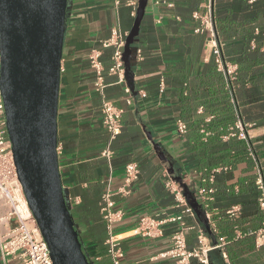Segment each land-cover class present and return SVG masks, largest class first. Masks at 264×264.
<instances>
[{"label":"crops","instance_id":"obj_1","mask_svg":"<svg viewBox=\"0 0 264 264\" xmlns=\"http://www.w3.org/2000/svg\"><path fill=\"white\" fill-rule=\"evenodd\" d=\"M173 3L167 8L147 0L134 40L139 57L132 65L133 75L129 82L124 77L118 83L116 76L107 73L113 47H104L102 42L114 26L129 33L135 18L131 8L124 4L115 7L113 0H71L61 58L57 153L73 220L93 264H111L105 251L101 195L108 181L111 190H117L125 164L133 161L139 174L129 193L113 196L114 208L123 213L113 224L124 253L122 264H176L175 258L160 254L170 248V235L178 220L164 224L162 236L156 239L132 234L142 216L157 214L182 217L188 249L199 245L200 231L209 244L224 237L228 243L223 249L209 252L210 264H264V243L259 244L250 233L263 220L258 199L260 187L264 190V0L211 1L224 59L235 68L239 116L259 165L246 152L239 155L223 149L233 138L228 133L237 113L225 74L216 66L207 43L208 31H194L200 21L192 13H206L207 1ZM92 48L101 52L105 96L122 109V128L110 145L109 161L102 155L108 132L101 122V97L94 90L87 60ZM180 118L191 125L184 134L176 132ZM210 122L225 125L214 133L202 127ZM193 124L200 126L193 129ZM213 138L220 141L218 149L209 144ZM216 168L219 170L210 182ZM171 169L204 211V219L213 223L215 233H208L186 198V205L176 206L165 186L172 179ZM200 187L214 189L207 210L196 195ZM233 206L240 211L230 216L226 211ZM14 263L0 260V264Z\"/></svg>","mask_w":264,"mask_h":264},{"label":"water","instance_id":"obj_2","mask_svg":"<svg viewBox=\"0 0 264 264\" xmlns=\"http://www.w3.org/2000/svg\"><path fill=\"white\" fill-rule=\"evenodd\" d=\"M70 4L71 0H0V91L17 179L52 264H93L71 214L57 153L61 58ZM146 4L138 0L123 49L128 82ZM170 173L197 209L187 186L173 169ZM203 222L210 233L208 222Z\"/></svg>","mask_w":264,"mask_h":264},{"label":"built area","instance_id":"obj_3","mask_svg":"<svg viewBox=\"0 0 264 264\" xmlns=\"http://www.w3.org/2000/svg\"><path fill=\"white\" fill-rule=\"evenodd\" d=\"M207 1L208 11L199 14L197 11L192 13V17L200 21V26L194 29L195 32L208 31V45L214 58L216 66L225 72L226 75L233 78L235 73L234 65L228 63L222 57V44L217 39L213 16H212V0ZM154 5H163L172 8L173 0H152ZM115 7L124 4L131 8V14L136 15L138 0H113ZM160 19V18H159ZM158 19V22L160 21ZM128 32L122 31L118 26L111 28L109 38L102 42L104 47L112 46L111 65L107 69L109 75H114L117 82L124 81L125 66L123 61V49ZM101 52L98 49H90L87 53L89 67L94 76V90L101 97L100 112L103 127L108 132V142L102 152V155L109 161L111 157L110 145L112 141L121 132L122 109L114 105L105 96L104 89L107 86L104 77V67L100 60ZM139 57V50L136 51V60ZM1 65V61H0ZM128 92V89H126ZM130 103V99H126ZM176 132L184 134L186 124L181 119L176 120ZM228 136H237L245 139L247 133L245 125L240 119H236L230 127ZM11 141L7 134L6 118L4 112V104L0 91V260L8 263L10 260L15 261L14 264H52L50 253L46 242L44 241L39 228L28 208L27 202L22 193L20 183L17 179L16 168L14 164ZM59 147H57L58 151ZM249 155L256 165L258 162L254 156L252 149L249 148ZM219 169H214L209 181H213V175ZM139 168L137 164L130 161L125 164L123 177L120 186L115 192L110 188L109 181L106 183L104 191L101 195L100 213L104 220L107 236L105 239V251L110 258L111 264H122L124 256L123 249L120 246V238L114 233L113 224L122 218V211L114 208L113 196L119 194L125 196L129 193V189L134 180L138 177ZM165 186L172 192L177 207L186 205L183 188L181 185L168 178ZM258 199L259 208L263 214V220L260 228L250 231L255 236L259 244L264 243V190ZM214 189L212 187H200L196 190L197 197L201 200V205L207 210L211 200V194ZM239 206H233L226 213L235 216L239 213ZM210 220V216H206ZM178 220L179 225L170 235V248L161 253L160 256H170L175 258L176 264H210L209 252L212 250H222L228 241L224 237H219L213 244L205 241L206 235L203 231L198 234L199 245L195 248L188 249L185 240L186 225L181 216L169 215H145L142 216L137 226L132 230L133 235L143 238L156 239L162 236L163 225ZM210 231L215 233L216 228L211 223ZM225 257V256H224Z\"/></svg>","mask_w":264,"mask_h":264},{"label":"trees","instance_id":"obj_4","mask_svg":"<svg viewBox=\"0 0 264 264\" xmlns=\"http://www.w3.org/2000/svg\"><path fill=\"white\" fill-rule=\"evenodd\" d=\"M212 16H213V23H214V29H215L216 37L220 41L217 30H216L215 18L213 15V11H212ZM222 57L224 58L223 53H222ZM223 73L225 74L224 71H223ZM225 79H226V82L228 84L230 102L232 103V105H234V110H236V113H237L236 119L238 118L241 120V118L239 116L238 106H237V102H236V98H235V92H234V83L233 82L235 79V73L233 75V78H230V76L225 74ZM180 119L182 121H184L186 124V131H185V133H186L189 130L191 125L189 124V121L187 119H184V118H180ZM228 121H229L228 123L230 125L233 124L231 116L228 118ZM212 122H210L208 124H203L202 127H204L205 130L212 131L214 133H216V132L218 133L217 129L219 127H224V125H225V123H223L222 126H220V124H219V126H217L215 124L213 125ZM199 126L200 125L193 124L192 127H193V129H196V128L198 129ZM232 137L233 138L229 139V141L225 144L223 149L237 151V153L239 155H244L245 152L249 154V148H250V149H252L257 162L259 161L250 139H248L247 137L245 139H241V138L239 139L237 136H232ZM219 142L220 141L218 140V138H213L212 141H209V144L213 147V149H218ZM196 143H198V142H196ZM199 143H201V145L204 144V142H199ZM258 165H259V162H258ZM195 212L197 213L198 217L201 220L204 219V211L202 210V208L198 207L197 209H195Z\"/></svg>","mask_w":264,"mask_h":264},{"label":"rangeland","instance_id":"obj_5","mask_svg":"<svg viewBox=\"0 0 264 264\" xmlns=\"http://www.w3.org/2000/svg\"><path fill=\"white\" fill-rule=\"evenodd\" d=\"M76 227H77V229L79 230L78 225H76ZM82 242H83V241H82ZM83 243H85V242H83Z\"/></svg>","mask_w":264,"mask_h":264}]
</instances>
